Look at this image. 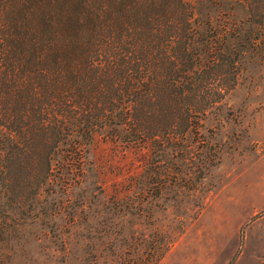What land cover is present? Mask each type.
<instances>
[{"label":"trees","instance_id":"trees-1","mask_svg":"<svg viewBox=\"0 0 264 264\" xmlns=\"http://www.w3.org/2000/svg\"><path fill=\"white\" fill-rule=\"evenodd\" d=\"M263 54L264 0H0V247L47 213L128 212L135 189L90 179L95 138L207 149L202 121Z\"/></svg>","mask_w":264,"mask_h":264},{"label":"rangeland","instance_id":"rangeland-1","mask_svg":"<svg viewBox=\"0 0 264 264\" xmlns=\"http://www.w3.org/2000/svg\"><path fill=\"white\" fill-rule=\"evenodd\" d=\"M255 59L202 121L207 149L149 154L96 137L91 181L107 198L135 189L139 201L118 216L110 200L103 212L95 205L85 226L59 222L66 213L52 225L47 213L0 247V264H264V54Z\"/></svg>","mask_w":264,"mask_h":264}]
</instances>
